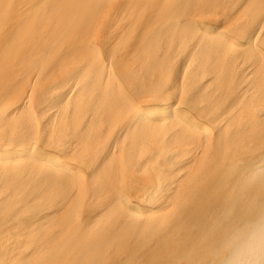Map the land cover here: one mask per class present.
Masks as SVG:
<instances>
[{
  "label": "clouds",
  "instance_id": "clouds-1",
  "mask_svg": "<svg viewBox=\"0 0 264 264\" xmlns=\"http://www.w3.org/2000/svg\"><path fill=\"white\" fill-rule=\"evenodd\" d=\"M242 183L255 189L264 186V163L246 169ZM205 264H264V199H254L216 219Z\"/></svg>",
  "mask_w": 264,
  "mask_h": 264
}]
</instances>
